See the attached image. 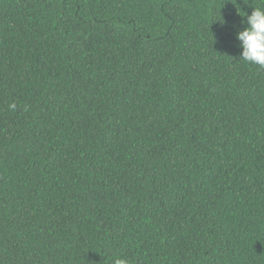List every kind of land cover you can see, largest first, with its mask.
Returning a JSON list of instances; mask_svg holds the SVG:
<instances>
[{"label":"trees","instance_id":"trees-1","mask_svg":"<svg viewBox=\"0 0 264 264\" xmlns=\"http://www.w3.org/2000/svg\"><path fill=\"white\" fill-rule=\"evenodd\" d=\"M264 0H0V264H264Z\"/></svg>","mask_w":264,"mask_h":264},{"label":"clouds","instance_id":"clouds-1","mask_svg":"<svg viewBox=\"0 0 264 264\" xmlns=\"http://www.w3.org/2000/svg\"><path fill=\"white\" fill-rule=\"evenodd\" d=\"M246 16V27L235 33L241 48L240 60L260 68H264V7L253 8L251 14ZM111 264H130L127 257L116 255L111 259Z\"/></svg>","mask_w":264,"mask_h":264}]
</instances>
